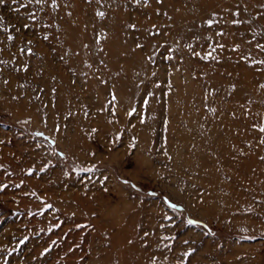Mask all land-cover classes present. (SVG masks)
Here are the masks:
<instances>
[{
	"label": "rangeland",
	"instance_id": "rangeland-1",
	"mask_svg": "<svg viewBox=\"0 0 264 264\" xmlns=\"http://www.w3.org/2000/svg\"><path fill=\"white\" fill-rule=\"evenodd\" d=\"M262 128L264 0H3L0 264H264Z\"/></svg>",
	"mask_w": 264,
	"mask_h": 264
},
{
	"label": "snow or ice",
	"instance_id": "snow-or-ice-1",
	"mask_svg": "<svg viewBox=\"0 0 264 264\" xmlns=\"http://www.w3.org/2000/svg\"><path fill=\"white\" fill-rule=\"evenodd\" d=\"M0 3H3V0H0ZM100 16H103V13H99ZM209 25H211V22H209ZM11 39V37H10ZM261 131H264V128L260 129Z\"/></svg>",
	"mask_w": 264,
	"mask_h": 264
}]
</instances>
